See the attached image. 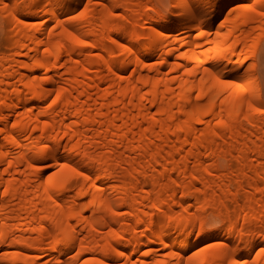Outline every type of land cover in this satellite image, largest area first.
I'll return each mask as SVG.
<instances>
[{
	"label": "bare ground",
	"instance_id": "obj_1",
	"mask_svg": "<svg viewBox=\"0 0 264 264\" xmlns=\"http://www.w3.org/2000/svg\"><path fill=\"white\" fill-rule=\"evenodd\" d=\"M153 1L0 0V264H264V0Z\"/></svg>",
	"mask_w": 264,
	"mask_h": 264
},
{
	"label": "rangeland",
	"instance_id": "obj_2",
	"mask_svg": "<svg viewBox=\"0 0 264 264\" xmlns=\"http://www.w3.org/2000/svg\"><path fill=\"white\" fill-rule=\"evenodd\" d=\"M76 1L83 2V0H76ZM153 3H155L156 6H160V7L161 6L165 7V8L170 7L169 0H154ZM0 30L2 31V29H0ZM1 31H0V53L2 52L4 54H8L10 52L9 51L10 49L9 48L7 49L6 48L7 46L4 43V42H6L7 37H5V36H7V34L5 32L2 33ZM257 53H258V56H257L256 62H255L256 66H257V74H256L257 75V81L259 82L260 88L264 92V41L262 42V44L260 46L257 47ZM77 180L81 181V179H76L75 182H77ZM80 181H79V184L81 183ZM75 182L73 180L74 187H76L78 184V183L74 184Z\"/></svg>",
	"mask_w": 264,
	"mask_h": 264
},
{
	"label": "snow or ice",
	"instance_id": "obj_3",
	"mask_svg": "<svg viewBox=\"0 0 264 264\" xmlns=\"http://www.w3.org/2000/svg\"><path fill=\"white\" fill-rule=\"evenodd\" d=\"M80 43H83V42H80ZM205 71H207V69ZM237 87H239V85H237Z\"/></svg>",
	"mask_w": 264,
	"mask_h": 264
}]
</instances>
